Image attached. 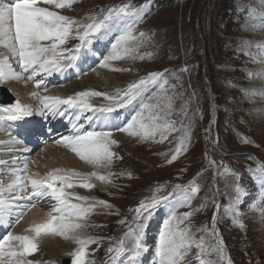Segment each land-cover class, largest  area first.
Instances as JSON below:
<instances>
[{
    "label": "rangeland",
    "instance_id": "374dc122",
    "mask_svg": "<svg viewBox=\"0 0 264 264\" xmlns=\"http://www.w3.org/2000/svg\"><path fill=\"white\" fill-rule=\"evenodd\" d=\"M39 6L78 22L61 46L62 51L74 50L80 43L76 29L83 33L109 9L128 13L107 24L98 39L92 38L91 45L83 50L79 68L86 73L82 78L50 86L47 96L106 93L87 100L94 109L112 107L114 116L123 112L129 116L121 121L120 130L119 126L105 130L113 132L111 139L117 141L111 145L114 156L108 167H94L71 148L51 142L43 141L38 149L10 143L15 139L3 126V199L12 204L17 194L22 195L19 188L9 186L23 175L44 177L56 169L96 172L108 179L93 177L91 189H66L89 198H72L73 203L85 207L95 203L88 216L79 221L86 226L77 230L81 237L97 239V243L88 245L86 264H159L160 237L166 225L177 237L182 231L194 237L180 264H229L219 232L233 264H264V0H77L63 9L44 2ZM129 25L132 39L113 48L129 31ZM10 52L0 43V60ZM67 56L62 59L66 61ZM112 56L120 58L105 60ZM15 71L19 72L17 66ZM151 73H161L167 83L161 88L146 82L137 93L133 86L139 87ZM13 83L9 85L33 97L32 87L20 81ZM128 96L133 98L125 103ZM36 104L35 100L32 106L36 108ZM32 115V123L38 125L33 128L34 134L38 135L42 120L37 118L38 110ZM134 117L133 130L143 132V123L154 134L145 138L122 131ZM107 123L101 116L99 122L87 125L86 131H103L102 126L113 125ZM167 125L173 128L169 130ZM181 142L184 150L173 159ZM153 200L161 202L150 209L144 250L137 255L127 234L143 218L136 209ZM17 203L31 206L22 216L19 208L10 207L5 223L0 224V234L29 235V229L24 228L33 209H41L43 216L53 211L45 203ZM14 218H18L16 228ZM41 237L38 251L30 255L35 264L47 260L55 264V257L72 256L78 247L75 240L62 236Z\"/></svg>",
    "mask_w": 264,
    "mask_h": 264
},
{
    "label": "snow or ice",
    "instance_id": "6c2138e0",
    "mask_svg": "<svg viewBox=\"0 0 264 264\" xmlns=\"http://www.w3.org/2000/svg\"><path fill=\"white\" fill-rule=\"evenodd\" d=\"M72 2L73 0H44L45 4L53 5L60 9L71 7ZM38 3L39 0L0 2V43L8 46L11 53L17 57L22 72L31 71L30 79H34L40 73L50 74L74 67L77 55L81 49L87 50V46L92 43V38L98 39L107 24L128 16V13L120 9H109L108 14L104 15L98 22L87 25L83 33L76 29V37L80 43L72 50L76 54H69L65 61L62 57H65V53L68 50L62 51L61 46L67 42L73 32V25L78 22L69 16L50 10L48 7H40ZM123 22L127 23V20H123ZM140 35L143 36L144 34L141 33ZM130 39H132L131 25H129V31L121 35L120 40L116 45H113V48H116L121 43H127ZM44 41H51V43H42ZM118 58L120 57H105V60ZM105 66L107 65L105 64ZM20 75L21 73L16 72L7 59L0 60V82L10 78L18 79ZM146 82L161 88L167 83V81L163 80L161 73H151L145 80L140 82L139 87L133 86L137 93L140 92ZM36 83L39 87L43 81L37 80ZM33 95L36 94L34 93ZM104 95L107 94L85 91L77 93L75 96H69L66 99L45 96L42 98L39 114L41 116L46 114L63 115L62 106L67 105L79 108L85 112L94 110L107 120L108 114H111L114 109L112 107L94 109L93 105L87 100L90 96ZM125 95L127 96L128 94L125 93ZM132 98L128 96L125 103L130 102ZM118 106L122 107L124 105L119 104ZM145 107L147 108L148 106L145 105ZM0 112L4 113L0 114V129H3L5 122L19 121L33 114L29 105H22L19 101L11 107L0 110ZM85 119L91 121L92 117L86 116ZM135 121L136 118L134 117L133 123H129L127 127L121 130L131 135H142L145 138L154 134V132L148 131L143 123L140 124V128L144 130L143 132L133 130ZM154 128L158 130L159 126H154ZM166 128L171 130L173 126L167 125ZM165 138L166 136L161 137V139ZM63 140L81 159L91 163L94 167H108L112 163L114 153L111 151V145L117 143V141L111 139L110 132H97L94 130L85 131L83 134L77 132L76 135L64 137ZM10 143H20V141L12 140ZM183 150L184 145L181 142L172 158L176 159ZM2 163L4 161H0V164ZM24 172H27V164L24 165ZM93 177L102 181L108 179L107 176L98 175L96 172L82 174L74 170L66 172L60 169L53 170V172L44 177H39L38 174L23 175L18 177L9 187L19 188L23 192L29 189L30 184V195L21 197L17 194L12 204L3 199L4 190L0 189V224L5 223L10 207L19 208V215L22 216L23 211L31 206L28 203L21 205L17 201H32L33 198L40 199L44 197L56 201L53 211L49 213V218L42 223L34 224L29 229L34 235H14L11 232H7L0 239V264H35V262L26 259V257L38 251L39 238L46 234H56L66 239L75 240L78 247L71 254L74 257L73 264H86L88 245L97 243V239L95 237H81L77 234V230L86 226L79 221L88 216L90 211L95 208V203L89 204L87 207L79 203H73L72 198L79 201H88L89 198L67 192L66 189L76 186L91 189L94 187L90 182ZM177 187L180 188L181 186ZM192 191L196 192L198 188H192ZM237 191L240 192L241 189L238 188ZM9 195L11 196V193ZM167 199L168 197L161 198V200ZM237 199H239V196H237ZM161 200H153L149 204L141 203L139 208L136 209L138 216H143V218L135 222L137 227L127 235H131L137 255L144 250V230L146 220L151 215L150 209L154 208ZM99 203L107 205V202L104 201ZM107 206L110 207V205ZM144 213H147V215H144ZM188 215L190 214H185V216ZM16 222H18V218ZM165 227L167 230L161 233L160 237L159 264H180L187 250L191 248V241L194 240V237L188 236L184 231L180 232L179 237H177L176 233L168 228V225ZM13 242L16 243L14 244ZM121 245H123V241H121ZM196 246L199 248L201 245L198 243ZM5 257L8 259L5 260Z\"/></svg>",
    "mask_w": 264,
    "mask_h": 264
},
{
    "label": "bare ground",
    "instance_id": "6f19581e",
    "mask_svg": "<svg viewBox=\"0 0 264 264\" xmlns=\"http://www.w3.org/2000/svg\"><path fill=\"white\" fill-rule=\"evenodd\" d=\"M12 55L13 56L10 57V59H11L10 60V64H11L12 68L15 70V67H16L15 57L16 56L14 54H12ZM21 78H22L21 75H20V77L18 79H16V78H10V79H7L6 83H8V84H15L13 82H15V81H21ZM10 86L13 87L19 93V95L24 99V101L26 102V104L31 103L29 106H31V109H32V107H33L32 104H33V101H35V98L28 96V94L23 93L18 87H15V85H13V86L10 85ZM28 91H29V89H28ZM30 130H31V133H33V132L35 133V130L34 129L30 128ZM27 131H28V129H27ZM42 212L43 211L41 209L34 208L33 209V212L30 214V216H28V218L26 220V224H25V228L24 229H30L34 224H36V223H42L45 220H47L49 218V216H43V213ZM29 235H34V233L30 232ZM43 236L41 238H43ZM48 236H49L50 239H52V238H57L60 235L48 234ZM45 245H46V243H45ZM57 257L61 258V257H65V256L64 255H58ZM57 257H55V258H57Z\"/></svg>",
    "mask_w": 264,
    "mask_h": 264
}]
</instances>
